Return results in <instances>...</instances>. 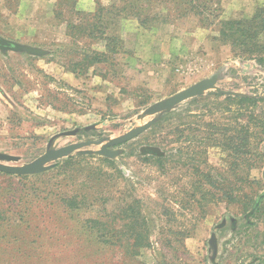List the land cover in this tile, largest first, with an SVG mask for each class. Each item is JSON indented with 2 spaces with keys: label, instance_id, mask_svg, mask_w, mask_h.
<instances>
[{
  "label": "rangeland",
  "instance_id": "1",
  "mask_svg": "<svg viewBox=\"0 0 264 264\" xmlns=\"http://www.w3.org/2000/svg\"><path fill=\"white\" fill-rule=\"evenodd\" d=\"M60 1L66 0H0V36L45 51L0 50V153L17 157L6 164L24 165L49 149L101 143L51 160L41 172H0V264H264V161L250 170V184L237 183L252 197L249 205L204 201L188 195L196 177L171 156L182 144L164 140L201 111L192 98L110 147L114 157L98 153L108 140L157 117L145 114L149 106L211 76L223 91L264 96V69L234 58L218 37L221 21L249 18L264 0H196L195 8L155 2L142 25L134 17L114 25L98 20L101 39L69 36L65 19L117 0H73L74 12L58 7ZM111 35L118 41L104 63L70 71L82 51L109 49L104 37ZM209 91L215 90L201 95ZM258 148L264 153V142ZM147 155L168 156L165 168ZM221 157L208 149L214 169ZM133 196L150 246L129 256L101 240L104 225L106 237H126L121 209Z\"/></svg>",
  "mask_w": 264,
  "mask_h": 264
},
{
  "label": "trees",
  "instance_id": "2",
  "mask_svg": "<svg viewBox=\"0 0 264 264\" xmlns=\"http://www.w3.org/2000/svg\"><path fill=\"white\" fill-rule=\"evenodd\" d=\"M71 1L73 0L60 1L58 7L66 5L69 12H74V3ZM177 1L195 8L196 0ZM155 2L165 3L167 0H117L109 6L98 4L96 12L93 13L75 12L79 17L73 19L71 15L69 19H65L68 35L86 33L94 39H101L104 32L100 30L98 20L114 25L117 24L118 18L134 17L142 25L145 19L150 18L152 8L150 6ZM102 12L105 17L98 14ZM96 16L97 20L94 19ZM114 36L104 37L113 45L108 49L106 44L107 48L103 52L82 51L79 54L80 58L74 60L70 71L81 74L95 64L104 63L108 53H115L114 45L118 39L117 35ZM218 37L224 44L229 45L234 58L252 60L264 69V6L258 7L249 18L221 21ZM190 102L199 104L201 111L197 114L189 113L186 118L190 120L172 127L168 132L174 136L164 139L167 145L171 142L182 144L171 156L176 157L179 168H185L196 177V180L192 181V191L188 195L194 198L199 194L200 200L204 201H210L215 197L226 205L234 202L249 205L252 197L244 191L241 193L242 187L237 186V183L250 184L253 181L250 179V170L257 162L264 161V153L258 148L259 144L264 142V96L223 95L209 91L193 97ZM213 147L219 149L222 155V166L216 169L207 163L208 149ZM147 156L152 162L165 168L168 156ZM101 159L112 163V160L106 157ZM231 177H234L235 181L233 179L231 181ZM137 201L134 197L132 203L121 209L126 220L124 223L126 237L108 238L106 237L108 229L105 225L102 227L105 233L102 234L101 241L122 246L124 253L129 256L137 255L141 249L150 246L148 223L138 218L141 208ZM93 223L99 222L95 220ZM102 229L97 231L100 232Z\"/></svg>",
  "mask_w": 264,
  "mask_h": 264
},
{
  "label": "water",
  "instance_id": "3",
  "mask_svg": "<svg viewBox=\"0 0 264 264\" xmlns=\"http://www.w3.org/2000/svg\"><path fill=\"white\" fill-rule=\"evenodd\" d=\"M0 50H11L15 52H21L24 51L31 55H41L44 54V50L40 49L38 47H33L30 45H22L20 43L7 40L0 36ZM216 83V77L211 76L210 78L204 79L187 89H184L167 99H164L162 101H159L151 106H149L145 110V114L148 115H154L157 114V117L151 118L148 121L144 122L141 125H138L137 127H134L127 131L126 133L117 136L115 138H112L108 140L98 151L99 154L104 155L106 157H114L116 155V151L110 149V147L117 146L120 144H123L146 129H148L154 122L157 120L158 116L164 112H167L171 110L175 105L178 103L193 98L196 96H200L207 90H215L218 93L224 94V95H236L237 93L230 92V91H223L215 86ZM257 96V95H256ZM101 141H82V142H76V143H70L68 145L56 148V149H49L42 155H40L38 158H36L34 161L24 164V165H11L6 164L4 161H15L17 160V157L11 156L5 153H0V172L3 173H9V174H16V175H27L32 173L41 172L46 169V164L51 160H56L61 157L67 156L74 152L77 149H80L84 146H87L89 144H99ZM143 151H152L159 154V151L154 147H145L142 149Z\"/></svg>",
  "mask_w": 264,
  "mask_h": 264
}]
</instances>
